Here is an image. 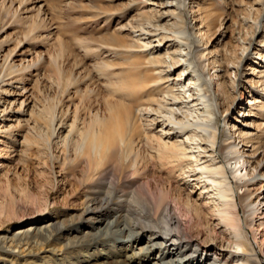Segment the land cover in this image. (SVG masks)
Segmentation results:
<instances>
[{
    "label": "rangeland",
    "instance_id": "rangeland-1",
    "mask_svg": "<svg viewBox=\"0 0 264 264\" xmlns=\"http://www.w3.org/2000/svg\"><path fill=\"white\" fill-rule=\"evenodd\" d=\"M0 1V237L10 238L48 218L67 226L81 221L74 234L55 235L47 242L34 238L37 244L32 249L21 251L7 243L0 249V264H117V243L77 249L66 245L89 232V125L94 126L93 119H102L109 129L117 124L126 142L133 122L129 109L137 113L140 104L152 97L148 78L156 77V90H165L164 84L159 86L166 73L153 75L152 65H161L160 59L179 46L163 45L164 35L189 46L198 44L193 54L195 58L196 50L204 54L199 63L208 74L228 70L212 87L217 97L224 84L233 93L227 102L232 104L229 112L216 100L218 140L228 145L230 133L245 134L244 140L256 146L254 157L264 172V94L259 97L261 88L254 89L250 78L236 82L237 75L250 67L258 71L257 77L264 74V60L257 57L264 54V20L260 30L254 26L260 14L264 17V0ZM198 27L206 45L197 40ZM249 43L258 44V50L240 63ZM178 71H172L171 78ZM260 80L264 83V76ZM253 102L245 114L237 107ZM22 135L27 138L23 143ZM147 139L151 142L144 146L147 160L139 168V180L166 183L170 178L166 165L156 161L155 138ZM237 144L233 146L239 149L242 145ZM226 154L222 151L220 158L234 166L235 159L227 160ZM263 183L261 178L251 187V203L259 200L264 205ZM130 186V179L118 185L124 190ZM251 246L264 264V243L251 241Z\"/></svg>",
    "mask_w": 264,
    "mask_h": 264
},
{
    "label": "bare ground",
    "instance_id": "bare-ground-1",
    "mask_svg": "<svg viewBox=\"0 0 264 264\" xmlns=\"http://www.w3.org/2000/svg\"><path fill=\"white\" fill-rule=\"evenodd\" d=\"M263 20L260 14L254 26L260 30ZM198 28L197 40L202 43L204 31ZM172 36L164 35L161 42L179 47L166 53L160 59L162 64L152 65L151 70L153 75L166 73L167 78L160 79L163 81L159 86L164 84L165 90H156V77L148 78L153 83L149 90L152 97L140 104L137 113L129 109V121L133 122L126 142L117 124L109 129L102 119H93L94 126L89 125V232L66 245L77 249L83 245L117 243V264H260L251 241L256 245L264 243V207H260L263 202L259 200L251 203L249 195L251 187L264 178L254 157L257 148L250 140H244L245 134L230 133L232 143H221L213 118L219 108L216 100L222 101L224 112L232 107L227 102L233 93L226 91L224 83H220L224 85L218 90L224 92L218 97L217 90L212 88L222 79L221 73L228 70L217 69L213 74H208L205 67L202 69L206 72L201 70L199 62L204 54L199 50L196 58L193 54L199 45L189 46ZM258 47L249 43L240 63L249 60ZM257 57L264 60V54L257 53ZM178 69L171 78V72ZM255 70L250 67L244 75L238 74L237 84L244 77L253 80L254 89L262 90L264 83L260 77L264 74L257 77ZM261 90L258 95L262 98ZM254 102L237 107L245 114L249 112L246 106L250 108ZM137 120L143 124L137 125ZM229 120L230 117L223 123ZM231 127L234 131L235 126ZM150 130L153 132L148 135ZM148 136L154 137L158 146L154 152L156 161L166 165L170 178L166 183L151 185L139 180V168L143 169L147 160L144 146L151 142ZM175 136L179 140L171 141ZM26 139L22 135L21 143ZM237 143L242 145L239 149L233 146ZM222 151L227 152V160L235 159L234 166L220 158ZM232 154L235 156L230 158ZM235 173L239 177L234 178ZM123 179L131 180L128 190L118 187ZM97 184L99 188H95ZM261 188L260 193L264 194V183ZM72 225L48 218L17 230L10 238L0 237V249L4 250L7 243L21 251L32 249L37 244L34 238L47 242L55 235L74 234L81 221Z\"/></svg>",
    "mask_w": 264,
    "mask_h": 264
}]
</instances>
